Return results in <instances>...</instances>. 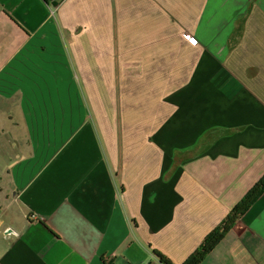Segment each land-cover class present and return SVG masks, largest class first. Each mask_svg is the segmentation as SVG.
Listing matches in <instances>:
<instances>
[{"label": "crops", "instance_id": "obj_1", "mask_svg": "<svg viewBox=\"0 0 264 264\" xmlns=\"http://www.w3.org/2000/svg\"><path fill=\"white\" fill-rule=\"evenodd\" d=\"M263 177L264 0H0V264H184Z\"/></svg>", "mask_w": 264, "mask_h": 264}, {"label": "trees", "instance_id": "obj_2", "mask_svg": "<svg viewBox=\"0 0 264 264\" xmlns=\"http://www.w3.org/2000/svg\"><path fill=\"white\" fill-rule=\"evenodd\" d=\"M239 131H242V128L226 129L213 127L205 131L192 147L174 151L172 168L166 177L168 178L175 171V169H178L180 163L192 159L200 153H204L221 137L227 135L228 133H236ZM263 193L264 177L249 192V194L228 213L221 223V226L205 238L199 248L186 260L184 264H201ZM155 256L161 264H173L168 258L161 254H155Z\"/></svg>", "mask_w": 264, "mask_h": 264}, {"label": "built area", "instance_id": "obj_3", "mask_svg": "<svg viewBox=\"0 0 264 264\" xmlns=\"http://www.w3.org/2000/svg\"><path fill=\"white\" fill-rule=\"evenodd\" d=\"M17 190L20 191L21 187L19 185L16 186Z\"/></svg>", "mask_w": 264, "mask_h": 264}, {"label": "rangeland", "instance_id": "obj_4", "mask_svg": "<svg viewBox=\"0 0 264 264\" xmlns=\"http://www.w3.org/2000/svg\"><path fill=\"white\" fill-rule=\"evenodd\" d=\"M174 163H175V160H174ZM175 165V164H174Z\"/></svg>", "mask_w": 264, "mask_h": 264}]
</instances>
